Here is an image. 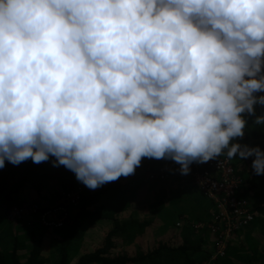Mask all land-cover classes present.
<instances>
[{"label": "clouds", "instance_id": "clouds-1", "mask_svg": "<svg viewBox=\"0 0 264 264\" xmlns=\"http://www.w3.org/2000/svg\"><path fill=\"white\" fill-rule=\"evenodd\" d=\"M264 0H0V168L55 157L89 189L226 152L264 107ZM254 123L264 124V113Z\"/></svg>", "mask_w": 264, "mask_h": 264}, {"label": "trees", "instance_id": "trees-1", "mask_svg": "<svg viewBox=\"0 0 264 264\" xmlns=\"http://www.w3.org/2000/svg\"><path fill=\"white\" fill-rule=\"evenodd\" d=\"M254 108L255 115L244 114L247 121L244 136L233 142L259 146L264 150V124L254 123L256 112H264V107L257 104ZM225 156L226 152L218 158ZM54 159L50 157L48 161L37 164L29 158L16 165L6 160L4 167L0 168V264H46L50 238L56 239V259L52 264H264V207L255 204L252 222L235 234L224 255L214 260L211 259L213 248L208 246L207 228H195L192 222L182 223L180 228H169L166 241H158L152 248L144 249L136 240L141 238L143 241L148 229L147 233L155 231L156 220L149 217L140 221L130 216V211H134L137 204L131 199L132 187L123 182L128 176H121L95 192L86 189L74 215L60 229L44 228L35 217L9 220L8 212L13 207L41 205L39 200L49 190L52 191L49 195L56 199L76 188L78 180L75 174L62 165L53 166ZM169 160L142 158L135 171H153ZM251 160L250 157L229 161L234 171L244 179L239 196L245 200L260 196L256 202L260 205L264 201V175L257 176L252 171ZM248 165L250 169L244 172ZM156 186L159 190L161 185ZM102 198L106 199V205L91 210ZM53 203L52 200L46 208ZM148 207L151 214L161 209L155 201ZM209 219L210 216H206L200 221L206 224ZM92 228H99L98 233L89 231ZM129 246H133L131 252L124 249Z\"/></svg>", "mask_w": 264, "mask_h": 264}, {"label": "built area", "instance_id": "built-area-1", "mask_svg": "<svg viewBox=\"0 0 264 264\" xmlns=\"http://www.w3.org/2000/svg\"><path fill=\"white\" fill-rule=\"evenodd\" d=\"M179 167V164L169 160L153 171L146 172L147 180L149 183L164 184L178 181L180 178L181 184L193 186L210 202L212 207L210 219L206 224L199 223L194 227L207 228L212 238L214 255L211 259L214 260L224 255L233 236L248 226L254 218L250 201L239 196L244 179L234 171L227 156L209 160L207 163H192L187 175H182ZM85 190V186L79 184L74 190L55 199L53 205L48 208L37 204L13 207L8 212V219L35 217L37 223L44 228L60 229L70 220L74 210H77ZM175 226L180 228L182 224L178 222Z\"/></svg>", "mask_w": 264, "mask_h": 264}, {"label": "rangeland", "instance_id": "rangeland-1", "mask_svg": "<svg viewBox=\"0 0 264 264\" xmlns=\"http://www.w3.org/2000/svg\"><path fill=\"white\" fill-rule=\"evenodd\" d=\"M262 113H264L263 110H259V111L256 112L257 116L261 115ZM253 146H255V145H253ZM249 168H250L249 166H246L244 168V172H246ZM129 180H130V183H129ZM123 182L124 183L125 182H128L129 183V186H131V184H132V186L134 187V191H132L133 197L131 199H133L134 204H137V207H136V209L134 211H130L131 212L130 216L131 217H134V218H136L137 220H140V221H143V220H145L146 218H149V217H150V219L151 218H154L155 219L157 213L151 214L150 213V209L147 206L148 205L150 206L154 202V200L152 199V196H153V194H155V192L157 193V191H158L156 189V187H157L156 185L157 184H155V183H149L148 180H147V174L143 170H141V171L140 170L139 171H135L134 174L129 175L128 178L125 181H123ZM77 183H78V185L80 184L81 186H85L80 181H78ZM168 183H171V182H168ZM168 183H165L166 184L165 186H169V185H167ZM108 184H109V182L103 184L102 186H100V187H98V188H96L94 190L89 189L86 186H85V188L87 190H89L90 192H95L99 188H105ZM192 189L195 190L194 188H192ZM195 193L197 195H199V197H201L200 194H198V192L195 191ZM190 195L194 197V193H190ZM45 197L49 198V191L38 202L42 206H47L48 205V201L49 200H46ZM203 199H205V198L203 197ZM259 199H260V196H253V197L250 198L249 201H250V204H251L253 210H255V208L253 207V205L255 204L254 206H257L256 202ZM54 200H55V197L53 198V201ZM42 201H43V203H42ZM99 201L100 202L98 204H96L95 206L91 207V210L95 209L96 207L104 206L107 203L106 199H104V198H102ZM201 204H202V208H203L204 205H206V206L208 205L206 216L209 217L210 215H208V214H211L212 213V207H211L210 202L205 199V202L204 203H201ZM209 207H211V208L209 209ZM72 215H74V213ZM127 217H129V216L127 215L125 218L127 219ZM193 221L196 222V220H192V222ZM175 222L176 221L169 223L168 224V227H170V228L175 227L176 228ZM173 223H174V225H173ZM154 224L157 225V227H156L155 230L158 231V229H160V227H161V222L158 223L157 221H155ZM110 226L112 227V224H110ZM98 230H99V228H94L93 230H90V231L92 233H98ZM168 236L169 235H167L166 233L165 234H162L161 231H159L157 235L151 234L149 232V233L144 234L143 241H141V238H140L138 241L136 240V242L138 244H140L144 249H147V247L152 248V246L155 243H157L158 241H166L169 238ZM55 246H56V239L54 240V239L50 238L48 247L46 249V254H45L46 264H52L55 261V259H56V254L54 252ZM124 249L128 250V252H131V250L133 249V246H129V247L124 248ZM71 264H73V262Z\"/></svg>", "mask_w": 264, "mask_h": 264}, {"label": "crops", "instance_id": "crops-1", "mask_svg": "<svg viewBox=\"0 0 264 264\" xmlns=\"http://www.w3.org/2000/svg\"><path fill=\"white\" fill-rule=\"evenodd\" d=\"M129 183H130V180H129ZM160 185L161 186L159 190L157 191V193L155 192V194H153L152 199L155 201V203L158 206H161V209H159L156 212L157 214L155 217V220L158 223L161 222V227L160 229H158V231L157 230L151 231L150 232L151 234L157 235L159 231H161L162 234H165L167 230L170 228L168 227V224L174 221H176L175 225L178 222L181 224L191 223L192 220H196V222L195 221L192 222L193 224L203 223V221H200V220L206 219L208 205L207 206L204 205L202 208L201 203H204L205 199L199 197V195L195 193V191L197 192V190L193 186H187L177 181L168 183L167 185L169 186H165L166 185L165 183L160 184ZM131 187L134 191V187L132 186V184H131ZM192 188H194L195 190H193ZM190 193H194V197L191 196ZM54 197L51 195H49V198L45 197L46 200H49L48 204L52 202ZM257 205L258 207L264 206V201L261 202L260 205L259 204ZM210 208L211 207H209V209ZM106 228L108 229V227ZM93 229L94 228L90 230H93ZM149 230L150 229L146 230V233ZM207 235H208V240H210V242L208 243L209 244L208 246H210L211 248L212 239L209 236V234Z\"/></svg>", "mask_w": 264, "mask_h": 264}]
</instances>
